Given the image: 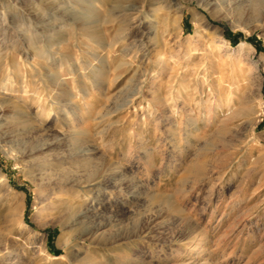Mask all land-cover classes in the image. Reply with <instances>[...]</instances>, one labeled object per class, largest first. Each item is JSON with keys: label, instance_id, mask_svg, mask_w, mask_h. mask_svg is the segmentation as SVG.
<instances>
[{"label": "rangeland", "instance_id": "1", "mask_svg": "<svg viewBox=\"0 0 264 264\" xmlns=\"http://www.w3.org/2000/svg\"><path fill=\"white\" fill-rule=\"evenodd\" d=\"M0 264H264V0H0Z\"/></svg>", "mask_w": 264, "mask_h": 264}, {"label": "bare ground", "instance_id": "2", "mask_svg": "<svg viewBox=\"0 0 264 264\" xmlns=\"http://www.w3.org/2000/svg\"><path fill=\"white\" fill-rule=\"evenodd\" d=\"M158 62H160V63H163V59L161 58V57H158ZM4 97V96H3ZM78 211V210H77ZM78 215V214H77ZM80 216V215H79ZM73 217V216H72ZM5 235V234H4ZM51 257H53V258H59V257H61V256H59V257H55V256H51Z\"/></svg>", "mask_w": 264, "mask_h": 264}]
</instances>
